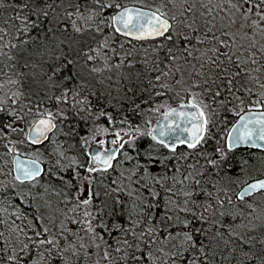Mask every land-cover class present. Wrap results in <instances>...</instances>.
I'll use <instances>...</instances> for the list:
<instances>
[{"label":"snow or ice","instance_id":"obj_1","mask_svg":"<svg viewBox=\"0 0 264 264\" xmlns=\"http://www.w3.org/2000/svg\"><path fill=\"white\" fill-rule=\"evenodd\" d=\"M0 7V264H264V0Z\"/></svg>","mask_w":264,"mask_h":264},{"label":"trees","instance_id":"obj_2","mask_svg":"<svg viewBox=\"0 0 264 264\" xmlns=\"http://www.w3.org/2000/svg\"><path fill=\"white\" fill-rule=\"evenodd\" d=\"M7 3H11V0H5V4H7ZM12 11V9H10V8H5V7H0V22H2L4 19H5V17L10 13ZM5 39H7V37H5ZM10 63H16L15 61H10ZM21 63H23V61H21ZM19 71H27V70H25V69H23V68H19L18 69ZM38 71V70H37ZM11 88V86L10 85H4L3 87H0V90L1 89H5L6 90V92L8 91V90H11L10 89ZM113 95H115V92H113ZM156 116V114H153L152 116H151V119L152 118H154ZM101 122H103V121H101ZM13 138H15V137H13ZM148 141L147 140H145L143 143H147ZM143 146V145H142ZM0 149H3L2 147H0ZM181 150H183V146H181ZM251 153H260L259 151H253V150H251L250 151Z\"/></svg>","mask_w":264,"mask_h":264},{"label":"rangeland","instance_id":"obj_3","mask_svg":"<svg viewBox=\"0 0 264 264\" xmlns=\"http://www.w3.org/2000/svg\"><path fill=\"white\" fill-rule=\"evenodd\" d=\"M143 2L144 3H146V4H151V2H156V0H143ZM0 79H5V77H3V76H0ZM104 87H107V85H103L102 87H101V91H103V88ZM11 90H14V89H12V88H10ZM0 94H6V90L5 89H1L0 90ZM173 103H175L174 101H173ZM161 111H163V109H161ZM157 117L155 116L154 118H152V122L154 123V121H155V119H156ZM98 138H100V137H98ZM4 151V149H0V152H3ZM253 155H255V156H257V157H259V155H260V153H252ZM250 175H254V173H250ZM54 199H55V197H53Z\"/></svg>","mask_w":264,"mask_h":264},{"label":"flooded vegetation","instance_id":"obj_4","mask_svg":"<svg viewBox=\"0 0 264 264\" xmlns=\"http://www.w3.org/2000/svg\"><path fill=\"white\" fill-rule=\"evenodd\" d=\"M151 3H154V2H151ZM245 111H247V109H245ZM251 150H253V151H259V152L261 151V150H257V149L248 147V151H251Z\"/></svg>","mask_w":264,"mask_h":264},{"label":"water","instance_id":"obj_5","mask_svg":"<svg viewBox=\"0 0 264 264\" xmlns=\"http://www.w3.org/2000/svg\"><path fill=\"white\" fill-rule=\"evenodd\" d=\"M157 123V118L155 119V121H154V123L153 124H156ZM247 147H250V148H255V149H258L257 147H255V146H247ZM258 150H260V149H258Z\"/></svg>","mask_w":264,"mask_h":264}]
</instances>
